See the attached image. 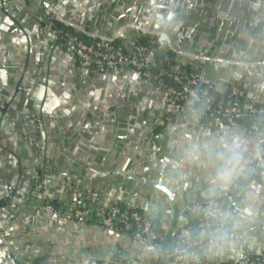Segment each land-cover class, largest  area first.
Instances as JSON below:
<instances>
[{
	"label": "crops",
	"instance_id": "0c3cea01",
	"mask_svg": "<svg viewBox=\"0 0 264 264\" xmlns=\"http://www.w3.org/2000/svg\"><path fill=\"white\" fill-rule=\"evenodd\" d=\"M48 1L69 26L89 37L139 26L184 64L199 68L216 91L242 80L245 94L264 103V0H4L0 201L13 194L17 207L0 215V231L9 242L0 240L12 244L11 259L30 255L37 264H86L112 257L119 248L152 261L158 255L151 250L68 225L65 215L55 218L46 206L84 204L86 195L97 192L104 201L131 204L170 229L191 203L207 197L205 172L182 163L186 146L227 131L211 126L214 122L182 127L174 118L179 112L174 98L159 100L130 66L107 65L85 75L75 55L45 28ZM117 87L124 90L121 105L135 102L127 113L117 108L121 113L110 127L106 108L95 113L88 107L93 100L102 107L115 102ZM144 98L148 103L137 104ZM240 208L237 214L228 211L233 229L227 247L203 257L230 262L263 247L264 168L260 180L245 186ZM11 259L0 254V264H12Z\"/></svg>",
	"mask_w": 264,
	"mask_h": 264
},
{
	"label": "built area",
	"instance_id": "2783aa9c",
	"mask_svg": "<svg viewBox=\"0 0 264 264\" xmlns=\"http://www.w3.org/2000/svg\"><path fill=\"white\" fill-rule=\"evenodd\" d=\"M4 7V0H0V10ZM43 19L45 28L55 33L56 35L64 32L57 24L62 23L67 25L69 30L64 32V46L66 50L73 55L77 64L84 69L87 73L93 69H99L113 64L117 67L130 66L133 70L138 72L142 78L154 84L157 89L167 91L177 102L181 100L187 106L193 104V99L189 97V93L196 92L205 98L208 105L215 102V97L210 95L206 90H198L199 80L201 74L199 72H189L184 66L181 57L177 56L175 63H169V72L181 80L182 87L177 88L169 83L166 79V71H157L154 66L157 62V48L149 43H143L142 38H155L150 37L149 33L139 27L135 26L131 30L123 29L118 35L111 37H92L93 41H87L80 38L78 34L84 33L79 28H72L68 25L65 18L60 14L57 7L51 4L43 10ZM21 89V88H20ZM224 90L221 92L223 93ZM241 89L239 86H234L231 90V96L236 98L239 96ZM218 109L226 117L225 125L233 129H244L238 117L244 114H251L257 116V121H254L248 129H244L247 133H257L260 131L261 126H264V107L258 106V100L253 101H239L236 99L219 101ZM179 110V108H178ZM186 110L182 108L178 118L184 117ZM203 116H196L192 123L200 125ZM210 122H222L218 118H214ZM264 166H256L253 172H257ZM227 190V189H225ZM228 201L226 210L237 214L240 211V204L236 202L237 197L242 198V192L233 195L230 191H226L223 195ZM88 200V202H86ZM209 200L205 203H195L190 207L193 212H202L204 208L209 205ZM220 207L221 202L216 200L213 207ZM17 204L14 196L9 197L7 205H0V215L6 214L8 211L16 209ZM47 209L57 212L59 214L71 217L77 220L89 221L91 224L101 226L105 229L121 232L132 236L134 241L143 242L152 245L161 251L163 237L154 232L150 215L140 212L134 206H122L115 203H108L104 201L99 193L91 192L85 197V203L72 205L64 208H57L52 204L46 206ZM207 217L211 214V209L203 212ZM206 222L201 223V227L205 226ZM181 236L192 238V231L190 228H185L181 232ZM0 238L4 239L6 243L7 238L4 233L0 231ZM257 257L250 258L240 256L230 264H264V249L257 254ZM171 259L168 264H178L179 256L172 250L170 251ZM86 264H149L143 259H95L91 258ZM220 264V263H210Z\"/></svg>",
	"mask_w": 264,
	"mask_h": 264
},
{
	"label": "clouds",
	"instance_id": "9594fccd",
	"mask_svg": "<svg viewBox=\"0 0 264 264\" xmlns=\"http://www.w3.org/2000/svg\"><path fill=\"white\" fill-rule=\"evenodd\" d=\"M192 96L193 105L202 107L198 93L193 92ZM183 157V164L198 166L206 174L205 192L210 203L202 214L209 209L211 214L194 237L181 236L172 248L180 258L178 264H201L203 255L218 254L232 240L233 224L228 211L213 204L225 189L251 175L256 166H264V132L249 136L230 130L207 136L187 145Z\"/></svg>",
	"mask_w": 264,
	"mask_h": 264
},
{
	"label": "trees",
	"instance_id": "16d2710c",
	"mask_svg": "<svg viewBox=\"0 0 264 264\" xmlns=\"http://www.w3.org/2000/svg\"><path fill=\"white\" fill-rule=\"evenodd\" d=\"M57 26L61 30H63L64 32L69 30V28H70L67 25L62 24V23H58ZM64 32L57 34L59 41L62 42L63 44H64V38H63ZM78 36L80 38L87 40V41L95 40L94 37H89L85 33L78 34ZM141 41L143 43H149V44L155 46L158 50L157 62L154 66V69L157 71H166L167 72V75H166L167 81L169 83L173 84L175 87L181 88L182 87L181 80L169 72V69H170L169 63L170 62L175 63L177 61L176 59H177L178 53L174 50H165L164 48L160 47L157 39L153 40L151 38L145 37V38H142ZM182 64L189 72H199L201 74V70L199 68L191 67L190 65L184 64V62ZM234 86H239L241 89L239 96L236 98L231 96V90ZM201 89L206 90L210 95H213L215 97L214 104L208 105L206 103L205 98L199 94L198 95H199L200 100L202 101V104H203L202 107L200 105H193V104L190 106H187L185 102L178 100L177 104H178L179 112L174 117L177 121L184 122V123H192V120L196 116L202 115L203 118L201 120L200 125H205L208 122L212 121L214 118H218L223 123H226V117L218 109L219 101L221 99H224L225 101L232 100V99H236L239 101H253L254 100L253 98H249L245 94L244 85H243L242 80L233 79L232 81L229 82V84L225 88L224 92L221 93V92L216 91L215 88L213 87V85L210 82H207L202 77V74H201V77L199 80L198 90H201ZM189 97L191 99H193L192 92L189 93ZM258 106L264 107V103L258 100ZM182 108H184L186 110L185 116L178 118V115L180 114V110ZM196 108H198L199 111H196V110L190 111V109H196ZM257 119H258L257 116L251 115V114H244V115L238 117V120L240 121V123L242 124L244 129H248L254 121H257ZM259 132H264V126H261V129ZM251 134L255 135L256 133H251ZM262 170H263V168L259 169L257 172H252L251 175L247 176L244 180L239 181L232 188L224 190L223 193L217 198V200L221 202V208L226 210V206H227L228 201L226 200V198H224L222 196L226 191H230L233 195H237V194L243 192L245 186L250 181L261 179ZM12 195L13 194H9L7 197L2 199L0 201V205H7L9 202V197ZM13 196L15 198V195H13ZM206 201H208L207 197H199L197 200H195L193 203H191L189 208L184 211V213L182 215L183 218L181 217L182 219L179 218L178 220L173 221L170 225V229H165L163 227V222L160 221L159 218L153 217L152 215H150V219L152 222V227H153L154 232L157 233L158 235H160L161 237H163V240H162V248H161L160 254L157 257H155L154 260L148 261L149 264H168L169 260L171 259L170 251L173 250L172 245H173L175 240H177L181 237V232L183 229L190 228L192 231V237H194L196 235L197 229L201 228V226H200L201 223L207 222V217H205L204 214H202V212L191 211L190 207L192 205H194L195 203H205ZM86 202H88V200ZM236 202L238 204H240L241 203V197H237ZM52 204H54V206L57 207L56 202H52ZM119 205L127 206L125 204H119ZM129 205H131V204H129ZM135 209L142 212L138 208H135ZM197 247H199V245H197ZM242 256L254 258V257H257L258 255L257 254H245ZM111 258L114 260H125V259H137L139 257H133L130 254L125 253L122 249L119 248L118 250H116L114 252V254ZM95 259H99V258H95ZM235 259H233L230 262H219V261L207 258V257H203L201 264H210V263L230 264Z\"/></svg>",
	"mask_w": 264,
	"mask_h": 264
},
{
	"label": "water",
	"instance_id": "95a60500",
	"mask_svg": "<svg viewBox=\"0 0 264 264\" xmlns=\"http://www.w3.org/2000/svg\"><path fill=\"white\" fill-rule=\"evenodd\" d=\"M48 6H50L49 5V1H48V4H47V7ZM0 15H6V13H5V11L4 10H0ZM54 35H55V37H58L55 33H54ZM110 67H112V68H114V67H116L115 65H113V64H110ZM132 72H134L136 75H137V77H138V79H140L141 81H142V83H143V85H144V88H147V89H149L150 90V92H152V94H155L157 97H159V100H164V99H166L167 97H169V96H171L167 91H165V90H162V89H157V87L154 85V84H152V83H149V82H147V81H145L143 78H142V76L138 73V72H136L135 70H133L132 69ZM83 73L85 74V75H88V73L84 70L83 71ZM23 87H25V86H23ZM39 92H40V94H41V96L43 95V91L45 90V87H44V85L43 84H40L39 85ZM22 89H20L19 91H18V96H21L22 95ZM48 94L49 95H53V91L52 90H49L48 91ZM146 103H148V101H147V99L146 98H144L143 99V102H139V103H137V104H139V105H143V104H146ZM113 104H114V102L112 101L111 102V104H109V106H105V107H103V110L106 108V112L108 113V116H109V120H111L112 122L109 124L110 125V127H113L114 126V121L116 120V117H117V115L118 114H120L121 113V111H119L117 108H114L113 107ZM107 107H111L110 109H109V112L107 111ZM90 110H93V107L91 108V107H88ZM99 111H97V110H95V113H98ZM148 114H149V110H148V108H146L145 110H144V116L146 117V118H149L148 117ZM154 116H155V118H159V113H157V111H156V109H154ZM157 119H156V121L154 122V124L157 122ZM218 125V126H220L221 127V129H223V130H226V131H230V130H240L241 132H244V133H246L247 134V132L244 130V129H233V128H231L230 126H228V125H225L223 122H218V123H216V122H214L211 126H215V125ZM182 127H187V125H186V123H183L182 124ZM188 128V127H187ZM148 129V128H147ZM202 128L201 127H198V129L197 130H201ZM148 131H152V127L150 126L149 127V129H148ZM191 133L194 131L193 129H191L190 128V130H189ZM259 186V185H258ZM49 210V209H48ZM50 212H52V215L55 217V218H58L59 219V217L58 216H60L61 214H59V213H57V212H54V211H51V210H49ZM11 212L10 211H8L6 214H10ZM232 214V213H231ZM233 215V214H232ZM236 216H239V215H236ZM67 217V216H66ZM68 218V219H67ZM67 218H65V221L66 222H68L67 224L68 225H75L76 227H81V228H85L87 231H90V232H92V233H95V234H97L98 236H102V237H105V238H107V239H114V241H118V242H120L121 244L122 243H125V244H128V245H131V246H133V247H137V244H138V247H144V249L146 250V251H149V250H151L152 252H154V253H156L157 255H159L160 254V250L159 249H157V248H154L152 245H149V244H146V243H143V242H138V241H136V243H134L135 241L133 240V238H132V236H130V235H128V234H124V233H121V232H117V231H113V230H109V229H105V228H103V227H101V226H98V225H94V224H88L87 222H85L84 220H76V219H74V218H71V217H67ZM136 244V245H135ZM0 247H1V249H0V254L2 255V256H4V258H6V257H9L10 259H11V254H14V250L11 248L12 247V244H11V246H8V245H5L4 244V242H2L1 240H0ZM261 248H264V245H263V247L261 246V247H259V249H258V251H255L254 253L255 254H258L259 253V251L261 250ZM33 249V248H32ZM8 254V255H7ZM244 254V253H243ZM240 256H242V255H240ZM239 256V257H240ZM102 259H105V258H102ZM106 259H111V255H109V256H107V258ZM18 261L20 264H37L36 263V261H34L33 259H32V257L30 256V255H24V256H17V255H15L14 256V259H13V257H12V259H11V261H12V264H15V263H13V261ZM14 261V262H15ZM145 261V260H144ZM146 263H148V261H145Z\"/></svg>",
	"mask_w": 264,
	"mask_h": 264
},
{
	"label": "flooded vegetation",
	"instance_id": "af4514ba",
	"mask_svg": "<svg viewBox=\"0 0 264 264\" xmlns=\"http://www.w3.org/2000/svg\"><path fill=\"white\" fill-rule=\"evenodd\" d=\"M100 80V78L99 77H97L96 78V81L95 82H97V81H99ZM98 88V87H97ZM21 89H22V87H21ZM94 92H95V95H94V99H95V97H97L98 95V90L96 89V90H94ZM81 93H83V92H81ZM124 93V90H120L118 87H117V90L114 92V98H115V102H114V104H113V107L114 108H118L119 110H123V114L124 113H127V111L129 110L128 109V107L132 104V103H134L135 101H132V102H124L123 103V105H121V102H120V99H121V96H122V94ZM97 95V96H96ZM91 98V97H90ZM93 98H91V100L93 99ZM90 100V99H89ZM90 100V101H91ZM89 105L90 106H92L93 107V110L92 111H95V110H97V111H101V110H103V107L102 106H100V103L98 102V101H94L93 100V102L91 101L90 103H89ZM109 106V105H108ZM105 107V106H104ZM111 107H108L107 108V111L109 112V109H110Z\"/></svg>",
	"mask_w": 264,
	"mask_h": 264
}]
</instances>
